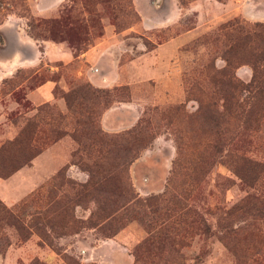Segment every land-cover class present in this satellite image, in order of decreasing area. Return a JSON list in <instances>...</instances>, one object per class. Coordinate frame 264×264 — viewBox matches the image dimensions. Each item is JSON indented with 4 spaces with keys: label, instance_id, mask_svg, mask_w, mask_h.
Returning <instances> with one entry per match:
<instances>
[{
    "label": "rangeland",
    "instance_id": "rangeland-1",
    "mask_svg": "<svg viewBox=\"0 0 264 264\" xmlns=\"http://www.w3.org/2000/svg\"><path fill=\"white\" fill-rule=\"evenodd\" d=\"M85 3L90 11L73 4L87 26L71 47L46 30L71 0H0V147L29 121L40 149L0 182L24 225L0 212V264H264V173L254 182L241 164L242 179L232 161L264 165V99L258 87L236 88L251 81L250 63L228 67L227 116L215 83L234 41L264 25V0ZM257 75L264 89L263 66ZM45 83L51 99L33 102ZM89 116L107 137L138 126L149 137L126 165L131 190L117 204L113 187H80L91 171L111 181L124 162L76 131Z\"/></svg>",
    "mask_w": 264,
    "mask_h": 264
},
{
    "label": "trees",
    "instance_id": "trees-1",
    "mask_svg": "<svg viewBox=\"0 0 264 264\" xmlns=\"http://www.w3.org/2000/svg\"><path fill=\"white\" fill-rule=\"evenodd\" d=\"M85 1L86 0H71L72 4L68 7H64L59 17L46 21V30L49 32L50 37L53 39L61 37L62 41H67L71 47H74L76 39L73 38V34L79 32L82 28L85 29L87 25L86 23H83V21H85L84 17L76 7H73V4L80 2L82 5L81 7L84 8V11H90ZM82 2L85 5H83ZM257 25L264 27V25L253 24L254 27ZM254 27L252 30L243 32V35L239 36L234 41V43L231 45L230 52H226L224 55L226 67L222 70L216 71L215 83L219 87V91L223 92L224 100L223 107L225 111L223 113L221 112L222 115L219 112H216L221 116H227L230 113V98L227 97L231 94V89H233L235 85H233V81L230 79L228 67H231L234 64L240 65L242 63H250L253 68L251 81L249 83L238 81L236 88H240L242 91H250V88L258 87L254 96L255 98L260 97L264 99V89L259 88V84H261L263 80L257 75L258 65H261L264 68V51L256 52L254 49V41L262 39L264 40V35L261 37L260 34H257V32L254 30ZM71 94L76 96L78 92L73 91ZM69 95L70 94H64L63 96L65 99H67ZM67 102L69 103L68 99ZM261 106H264V103ZM245 121L248 122L249 119H245ZM93 123L94 121L91 116L87 117V119L83 121L78 119L77 124L81 125L82 128L81 130L76 131L81 132V135L89 137L91 139L90 144L94 143L99 145L98 152H100V154L103 152H123L124 155H122V159L124 158V162L121 164L122 167L120 169V174H115V176L111 178V181H107L103 175L99 178L98 173H94L88 167H86L87 170L91 171L90 180L86 184H82L80 187H82L83 193H87L86 195L93 192L96 193V191L98 192L101 189L111 190V187H113L117 189V193L116 198H114L112 202L117 204L119 203V200L127 197V194L131 190V187L127 181L126 165L132 158L135 157L138 152L137 149L142 148L147 144L149 137L147 133L144 134L145 131L139 126L135 129L125 132L123 135L107 137L98 129H95L93 127ZM84 126H88L89 128L83 129L85 128ZM33 131L35 130H31L29 121H26L25 125L21 127L16 138L8 141L5 146L0 147V178L5 179L21 167L28 165L30 161L40 152L38 146L32 144L35 139ZM1 154L6 155L2 156ZM1 157H5V159ZM101 157L105 158L106 156L101 155ZM96 161L97 160L94 162ZM232 161L234 172L241 178V173L243 172L240 171V168L242 167L241 164L244 165L241 170H246V172L250 173L253 177L252 181L254 182L260 174L264 173V165L259 164L255 160H249L245 158V156H235L233 157ZM97 166L99 165L94 166V168ZM122 176L126 180V183L124 184ZM249 185H252V183L250 182ZM1 211L6 213L7 218L14 221L12 224L17 230H23L24 225L19 223L20 219L17 217L18 215L6 208L0 199V212Z\"/></svg>",
    "mask_w": 264,
    "mask_h": 264
},
{
    "label": "crops",
    "instance_id": "crops-1",
    "mask_svg": "<svg viewBox=\"0 0 264 264\" xmlns=\"http://www.w3.org/2000/svg\"><path fill=\"white\" fill-rule=\"evenodd\" d=\"M60 0H49V2H56L58 3ZM57 49H60V47L56 46ZM62 51V49H61ZM66 53H64L65 55ZM69 55V54H68ZM35 57H26V59H24L25 62H34L35 59L37 58L36 55H34ZM68 57V56H66ZM68 59V58H67ZM29 97L33 100V102L35 103H38V102H42V101H47L49 99H51L52 97V93H51V88H50V85L48 83H45V84H42L41 86H39L36 90L32 91V93L29 95ZM24 169H27V168H21L19 169L18 171H16L15 173H13L11 176L3 179V178H0V182L3 181V180H8L14 176H16L17 174L21 173ZM38 180V179H37ZM37 182V181H35ZM34 182V184H35ZM33 184V183H32ZM30 186V185H29ZM0 199L5 202L6 204H13L14 201L12 202H9V201H6L5 197L1 196L0 195ZM18 199V198H17Z\"/></svg>",
    "mask_w": 264,
    "mask_h": 264
}]
</instances>
